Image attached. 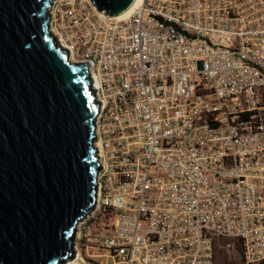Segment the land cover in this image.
Wrapping results in <instances>:
<instances>
[{
    "label": "built area",
    "instance_id": "1",
    "mask_svg": "<svg viewBox=\"0 0 264 264\" xmlns=\"http://www.w3.org/2000/svg\"><path fill=\"white\" fill-rule=\"evenodd\" d=\"M99 109L82 264H214V237L264 262V0H141L127 19L52 0Z\"/></svg>",
    "mask_w": 264,
    "mask_h": 264
},
{
    "label": "water",
    "instance_id": "2",
    "mask_svg": "<svg viewBox=\"0 0 264 264\" xmlns=\"http://www.w3.org/2000/svg\"><path fill=\"white\" fill-rule=\"evenodd\" d=\"M52 0H0V264L75 259L96 203L99 103L50 31ZM114 18L136 0H90Z\"/></svg>",
    "mask_w": 264,
    "mask_h": 264
},
{
    "label": "rangeland",
    "instance_id": "3",
    "mask_svg": "<svg viewBox=\"0 0 264 264\" xmlns=\"http://www.w3.org/2000/svg\"><path fill=\"white\" fill-rule=\"evenodd\" d=\"M215 264H244L242 250L237 241L226 238H217L214 244ZM75 262L67 261L64 264ZM75 264H82L75 262Z\"/></svg>",
    "mask_w": 264,
    "mask_h": 264
},
{
    "label": "bare ground",
    "instance_id": "4",
    "mask_svg": "<svg viewBox=\"0 0 264 264\" xmlns=\"http://www.w3.org/2000/svg\"><path fill=\"white\" fill-rule=\"evenodd\" d=\"M141 2V0H136L135 3L130 7L129 10H127L125 13H123L122 15L120 16H117V17H114V18H111L113 20H122V19H127L129 18L132 13L134 12L135 8L138 6V4ZM50 31H51V28H50ZM53 34V33H52ZM68 60L69 62H73L74 60L72 59V56L69 54L68 52ZM94 87V86H93ZM94 145L95 147L97 148L98 147V141L96 139V141L94 142ZM76 262V261H75ZM75 262H71L69 264H75Z\"/></svg>",
    "mask_w": 264,
    "mask_h": 264
},
{
    "label": "trees",
    "instance_id": "5",
    "mask_svg": "<svg viewBox=\"0 0 264 264\" xmlns=\"http://www.w3.org/2000/svg\"><path fill=\"white\" fill-rule=\"evenodd\" d=\"M217 238H223V237H214V238H213V244H215V240H216ZM235 241H237V243H238L239 246L241 247V250L243 251V245H242V242H241L240 240H235ZM214 264H215V255H214ZM259 264H264V262H261V263H259Z\"/></svg>",
    "mask_w": 264,
    "mask_h": 264
}]
</instances>
